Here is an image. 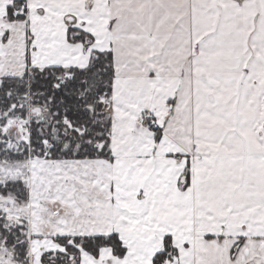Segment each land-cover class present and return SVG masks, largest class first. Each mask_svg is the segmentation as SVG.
<instances>
[{"label": "snow or ice", "instance_id": "6c2138e0", "mask_svg": "<svg viewBox=\"0 0 264 264\" xmlns=\"http://www.w3.org/2000/svg\"><path fill=\"white\" fill-rule=\"evenodd\" d=\"M0 264H264V0H0Z\"/></svg>", "mask_w": 264, "mask_h": 264}]
</instances>
